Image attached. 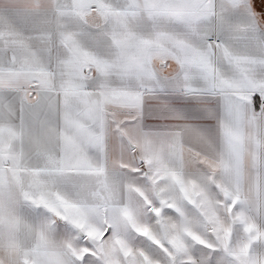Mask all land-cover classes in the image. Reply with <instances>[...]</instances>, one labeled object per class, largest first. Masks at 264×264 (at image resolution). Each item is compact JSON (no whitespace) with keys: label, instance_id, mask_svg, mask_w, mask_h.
<instances>
[{"label":"snow or ice","instance_id":"snow-or-ice-1","mask_svg":"<svg viewBox=\"0 0 264 264\" xmlns=\"http://www.w3.org/2000/svg\"><path fill=\"white\" fill-rule=\"evenodd\" d=\"M0 264H264V0H0Z\"/></svg>","mask_w":264,"mask_h":264}]
</instances>
